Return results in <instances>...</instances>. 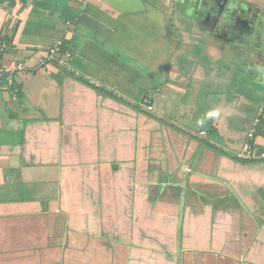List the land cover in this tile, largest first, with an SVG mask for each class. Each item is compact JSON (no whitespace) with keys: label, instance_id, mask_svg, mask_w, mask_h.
<instances>
[{"label":"crops","instance_id":"0c3cea01","mask_svg":"<svg viewBox=\"0 0 264 264\" xmlns=\"http://www.w3.org/2000/svg\"><path fill=\"white\" fill-rule=\"evenodd\" d=\"M178 1L0 0V264H264V16Z\"/></svg>","mask_w":264,"mask_h":264},{"label":"built area","instance_id":"2783aa9c","mask_svg":"<svg viewBox=\"0 0 264 264\" xmlns=\"http://www.w3.org/2000/svg\"><path fill=\"white\" fill-rule=\"evenodd\" d=\"M61 42L57 41L48 51L47 53L44 55V59L46 60H52L55 56V54H58L60 51V46H61ZM3 50V47L0 46V54ZM43 58V57H42ZM70 58H71V54L70 53H65L62 58L60 59V62L64 63L66 68L68 70H72L69 65H70ZM55 59V58H54ZM40 63L43 64L44 60H40ZM23 66L21 64H19L15 69L10 70V73L8 74H3V68L2 65L0 64V87L3 88L5 86L8 87V89H11L14 93H17L18 88L14 86L15 82H16V78H15V70H22ZM147 107V106H146ZM148 107L151 109L152 105L148 104ZM264 118V106H260V108L258 109L257 112V116L254 119V123H253V128L250 130V132L248 133V139L253 140L254 137V130H255V126L258 125V123L261 121V119ZM201 134H203L204 132H200ZM253 142V143H251ZM236 155L241 158V159H246V160H254V159H262L264 158V152L259 151L257 149V147L255 146L254 141H245L243 142V144L240 145Z\"/></svg>","mask_w":264,"mask_h":264},{"label":"water","instance_id":"95a60500","mask_svg":"<svg viewBox=\"0 0 264 264\" xmlns=\"http://www.w3.org/2000/svg\"><path fill=\"white\" fill-rule=\"evenodd\" d=\"M179 0L181 4H185L186 6L188 5L189 7H194L197 9H202L205 11L207 8L206 6L209 5H214L216 4H222L221 10L216 13L218 19L216 22H219L220 25L219 27H224L222 28L223 30L227 27L233 26L234 21H238L241 23L247 24L248 26H254L258 25L257 18L260 19V17L264 16V10L254 7L253 5L249 4V2L245 1H240V0ZM218 6V5H217ZM243 10L246 11V15L239 18L238 13H242ZM254 22V24L252 23ZM264 26V23H262ZM241 32V31H240ZM264 32V31H263Z\"/></svg>","mask_w":264,"mask_h":264},{"label":"rangeland","instance_id":"374dc122","mask_svg":"<svg viewBox=\"0 0 264 264\" xmlns=\"http://www.w3.org/2000/svg\"><path fill=\"white\" fill-rule=\"evenodd\" d=\"M74 1H78V0H74ZM178 1V0H177ZM176 4H177V2L175 1V6H176ZM174 6V5H173ZM175 15V16H174ZM169 16V15H168ZM171 17H172V19L173 20H175V17H177V12L174 10V8H173V13L171 14ZM73 20V19H72ZM68 24V23H67ZM194 27H196L195 25H193ZM234 27V26H233ZM230 32H236L237 34H238V32L239 31H235V29H232ZM241 33V32H240ZM200 35V34H199ZM254 35H255V38L256 39H258V33H254ZM242 37H243V35H241ZM202 37H205L204 35H202ZM211 42H212V40H211ZM77 55H78V53H76ZM70 65H71V63H70ZM69 65V67L70 68H72V65L70 66ZM173 78H175V79H177L180 83H181V78L180 77H176L175 76V73L173 74V76H172ZM191 79V77H187V80H185L184 78H183V82H182V84H183V87H185V86H190L189 84L190 83H188V81ZM182 87V86H181ZM142 96H143V93H139L138 95H137V100L138 101H140L141 100V98H142ZM138 97H139V99H138ZM148 104L150 105L151 103H146V106H147V109L146 110H148L149 112H152L151 111V109L148 107ZM260 106H263V105H260ZM260 106L258 107V108H260ZM134 110H135V108H134ZM201 134V133H200ZM237 151H238V149H237ZM237 153V152H236ZM235 153V154H236ZM184 169L185 170H187V171H189L190 169L188 168V167H184ZM162 200H164V199H161V201ZM155 203H157V202H152V204H155ZM162 203H164V201H162ZM223 204V203H222ZM221 204V206H226V205H222ZM262 245H263V252H262V257L264 258V240H262ZM256 250H257V247H256V245L251 249V250H249V252L247 253V260H253L254 258H253V256H254V254H255V252H256ZM118 253V252H117ZM122 255H118V259H120L122 256H123V253H121ZM108 255H110V254H108ZM72 259H73V257H72Z\"/></svg>","mask_w":264,"mask_h":264},{"label":"flooded vegetation","instance_id":"af4514ba","mask_svg":"<svg viewBox=\"0 0 264 264\" xmlns=\"http://www.w3.org/2000/svg\"><path fill=\"white\" fill-rule=\"evenodd\" d=\"M194 2L196 3L195 0H194ZM223 4L224 3H222V4L221 3L220 4L219 3L218 4L214 3V5H209L208 4L206 6L207 8L205 9V11L200 9L202 12H204L205 15L210 17L209 19L204 17L205 20L202 22V24L205 25V26H208L209 23L214 24V22H216V19H218L216 13H218L221 10V7H222ZM191 8L193 9V11L196 9L194 7H191ZM195 11H197V9ZM245 15H246V11L245 10H243L242 13H238V17L239 18H241V17H243Z\"/></svg>","mask_w":264,"mask_h":264},{"label":"trees","instance_id":"16d2710c","mask_svg":"<svg viewBox=\"0 0 264 264\" xmlns=\"http://www.w3.org/2000/svg\"><path fill=\"white\" fill-rule=\"evenodd\" d=\"M65 50H66V47L64 46V44L62 43V45L60 46V52L59 53H65ZM71 54V53H70ZM72 55V54H71ZM71 59V58H70ZM68 70V69H67ZM69 72H71V73H73V74H75V75H78L77 73H76V71H74V69L73 70H68ZM88 84H90L92 87H94V89H97L98 90V92L99 93H101V94H104V95H108V96H110V97H117L115 94H113L111 91H108V90H106V89H104V88H98V86H95V85H93V84H91V83H89L88 82ZM108 91V92H107ZM120 100H122L121 98H120ZM144 104H145V106H146V103H151V100H149V99H147V97L145 98V101L143 102ZM264 106V105H263ZM262 122H264V118L263 119H261V121L258 123V125H259V127L261 126V124H262ZM257 125V126H258ZM257 126H255L254 128H255V130L254 131H256V129H257ZM253 128V127H252ZM251 128V129H252ZM250 129V130H251ZM250 130H249V132H250ZM248 132V133H249ZM248 133H247V139L245 140V141H254V137H253V140H250V139H248ZM254 136H255V132H254ZM251 143H253V142H251ZM255 143V142H254ZM255 146H256V144H255Z\"/></svg>","mask_w":264,"mask_h":264},{"label":"clouds","instance_id":"9594fccd","mask_svg":"<svg viewBox=\"0 0 264 264\" xmlns=\"http://www.w3.org/2000/svg\"><path fill=\"white\" fill-rule=\"evenodd\" d=\"M221 115V111L218 107L206 110L204 115L197 120V125L199 127H204L208 120L217 119Z\"/></svg>","mask_w":264,"mask_h":264}]
</instances>
